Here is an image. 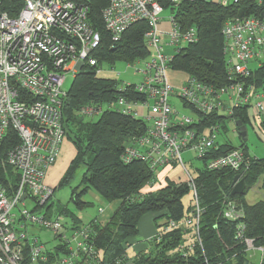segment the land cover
Instances as JSON below:
<instances>
[{
    "label": "built area",
    "instance_id": "obj_1",
    "mask_svg": "<svg viewBox=\"0 0 264 264\" xmlns=\"http://www.w3.org/2000/svg\"><path fill=\"white\" fill-rule=\"evenodd\" d=\"M17 1L22 8L16 16L0 9V173L4 178L0 180V264H104L91 224L79 227L49 212L55 188L46 184L48 171L67 139L63 125L67 75L75 78L89 66L100 73L102 65L95 55L102 47V36L88 21L89 0ZM169 1L177 8L197 0ZM233 3L238 0L220 1L223 6ZM165 12L168 17L163 16ZM101 16L112 47L132 26L147 23L144 39L149 56L127 63L138 82L114 79L118 82L116 99L102 106L87 104L79 115L93 119L112 109L143 120L144 132L128 141L122 161H140L155 175L169 166L183 171L185 181L177 184L190 188L192 205L180 221L163 219L160 230L147 238L145 249L149 252L154 240L164 234L183 231L184 240L172 254H181L182 264H188L196 249L202 248L204 209L183 153L194 152L203 169L211 172L229 170L243 178L249 170L244 149L234 147L220 153L223 122L218 118L232 119L236 108L250 105L264 124L263 94L244 83L252 75L250 62L264 60V21L244 17L225 23L226 86L213 87L185 75L177 87L170 75L179 72L171 64L184 47L197 42L196 29H180L174 11L165 9L160 0H109ZM165 20L168 30L161 28ZM177 102L191 113H182ZM13 133L19 139L16 145ZM29 202L34 203L31 210L27 209ZM243 215L235 201L224 203L222 216L237 224L236 238L245 244L250 264L253 252L260 254L259 264H263L264 248L244 236ZM29 228L39 235L49 232L57 241L55 246L48 248L40 236L32 237ZM130 246L135 247V242ZM133 259L124 254L105 264H134Z\"/></svg>",
    "mask_w": 264,
    "mask_h": 264
},
{
    "label": "trees",
    "instance_id": "obj_2",
    "mask_svg": "<svg viewBox=\"0 0 264 264\" xmlns=\"http://www.w3.org/2000/svg\"><path fill=\"white\" fill-rule=\"evenodd\" d=\"M1 1L0 9L11 16H16L22 8L21 1ZM160 1L165 9L174 11L180 29L186 31L194 28L198 35L197 42L184 47L175 56L171 64L173 71L183 72L213 87L226 86L229 78L224 55L223 27L234 18L255 17L264 21V0H238V3L228 6L197 0L185 2L177 8H173L169 0ZM108 3L109 0H89L88 21L102 36V47L95 55L99 64L131 63L147 58L149 50L144 39L148 30L147 23L132 26L117 45L111 46L110 35L104 28L101 16ZM97 70L90 66L82 68L74 78L65 100L63 125L67 139L76 149V156L60 180L59 187L70 184L76 172L84 168L80 186L72 192L71 204L79 209L89 206L81 197L90 189L107 202H120L108 222L102 224L98 219L91 222L92 237L96 240L97 249L103 254L105 264L127 254V248L140 233L141 219L146 216H152L156 224L163 219L182 220L188 210L184 207L183 198L190 193V188L173 181H167L160 188L157 184L156 187V175L148 166L140 161L129 164L122 161L128 141L144 132L146 123L143 120L123 116L112 109H106L97 121L86 120L78 114L87 104L102 106L116 99L118 82L99 78ZM244 83L255 86L264 97V62L252 71L251 77L245 79ZM250 107L246 105L236 108L231 120H240L247 125L250 121ZM226 119L229 117L218 118L223 123ZM18 143V136L13 133V145ZM233 148L227 143L222 145L220 153L226 154ZM244 151L250 162L249 170L244 175L247 183L244 195H232L233 181L237 174L229 170L211 172L203 169L195 178L199 203L204 209L200 222L202 248L196 249L188 264H250L245 244L236 238L237 224L222 216L226 201H235L243 210L241 221L246 228L244 236L252 239L255 246L264 248V199L253 205L246 200L249 190L264 174V160L253 158L246 149ZM0 180H4L2 172ZM262 188L264 190V186ZM48 210L54 211L55 215L50 214L53 217L64 216L74 225L81 226L67 207L52 201ZM184 237L183 231L175 230L156 238L149 252L145 248L137 252L134 264L184 263L181 254H172L179 248Z\"/></svg>",
    "mask_w": 264,
    "mask_h": 264
},
{
    "label": "rangeland",
    "instance_id": "obj_3",
    "mask_svg": "<svg viewBox=\"0 0 264 264\" xmlns=\"http://www.w3.org/2000/svg\"><path fill=\"white\" fill-rule=\"evenodd\" d=\"M209 2L213 3H220L222 0H208ZM164 17H168L169 13L165 12ZM264 62V60L262 61ZM260 65L258 61L250 62V67L252 70H255ZM100 73H97L99 78H109V79H117L121 81H127L136 83L139 81V78L135 76L132 72V69H128L127 63L125 62H118L114 65L109 63H103L100 68ZM119 73V74H118ZM179 74V73H177ZM175 74V75H177ZM174 78L178 77L174 75ZM172 78V77H171ZM177 80V79H176ZM74 83V78L72 75L68 74L64 89L69 91ZM264 101V98L262 99ZM176 106L182 113H189L188 109H185L180 102L176 103ZM191 113V112H190ZM79 114V113H78ZM249 116L250 121L247 123V138L245 141H242L237 128L235 127V122L233 120L226 119L224 123H222V134L220 136V140L223 143H228L235 148H242L246 149L253 158H257L258 160H264V124L262 120V116L255 113L254 109L250 107L249 109ZM86 120L89 121H97L99 117L95 118H88L85 117ZM69 141V139H66ZM244 146V147H242ZM183 158L185 162V167L189 172V175L196 178L201 170H203L202 162L196 159V154L194 152H186L183 153ZM180 170V169H179ZM184 170V169H183ZM182 171V170H181ZM183 172V171H182ZM185 172V170H184ZM84 174V168L79 169L74 179L70 184H65L59 187L57 185L54 188H58L53 197L52 201L56 202L59 206L67 207L71 210L72 214L79 220V223L82 225H89L95 219H100L101 223L104 224L109 218H111L112 214H114L115 210L119 207L120 202H107L106 200L102 199L93 189H90L85 195L81 197V200L88 203L89 206L79 209L73 204L70 203L72 192L76 187L80 186ZM173 174V173H171ZM264 174L261 175L259 180L252 186L246 196L247 203L250 205L256 204L257 202L261 201L264 198ZM193 194L190 191L189 194L185 195L183 198V203L185 209H188L192 205ZM34 207V203L29 202L27 205V209L31 210ZM103 209L104 212L100 214V210ZM163 220H159L156 224L152 219V216H146L145 218L141 219L139 224L140 233L138 237L135 238L134 242L136 244L135 247H128L127 248V256L131 259L134 258L137 252L140 249L147 247L146 240L150 236L143 235V229L145 227H150L153 233L155 234L160 230L159 227L163 223ZM144 225V226H143ZM159 226V227H158ZM29 233L32 237L40 236L43 242H46L48 248H52L56 244V240H53L52 235L47 231H42L41 235L33 228H29ZM144 236V237H143ZM189 237H187L188 239ZM255 253V257L251 260V264H259V257L260 254L258 252Z\"/></svg>",
    "mask_w": 264,
    "mask_h": 264
},
{
    "label": "crops",
    "instance_id": "obj_4",
    "mask_svg": "<svg viewBox=\"0 0 264 264\" xmlns=\"http://www.w3.org/2000/svg\"><path fill=\"white\" fill-rule=\"evenodd\" d=\"M161 28L168 30V29H170V25L165 20V21H163ZM172 75H174L176 77H178L177 75H179L178 78H174L173 76H171L172 77L171 81L173 82V84L175 86L178 87L184 81V78H185L184 76L186 74L183 72H179V74H177V75H175L173 73H172ZM221 143H222V145L226 144V143H223L222 141H221ZM75 156H76V149H75L74 145L70 141L66 140L64 142L62 148H61V152H60V155H59V158H58L56 164L48 171V174L46 177V184L49 186H52L53 188L56 187L57 185H59L60 180L63 178L64 174L68 170V168H69L71 162L74 160ZM251 157H253V156H251ZM171 173H173V174H171ZM156 178H157L156 187H157V184H159V188H160L162 184L166 185L167 181H173L175 183H177L178 181H185V174L181 170H179V168L169 166V167H165L163 170L159 171L158 174L156 175ZM109 219L106 222H108ZM97 221L101 222L99 218ZM139 230H140V228H139ZM154 234H155V232L153 233V231H152V229H150V227H148V228L145 227V229H143V235L144 236H148V235L152 236Z\"/></svg>",
    "mask_w": 264,
    "mask_h": 264
},
{
    "label": "water",
    "instance_id": "obj_5",
    "mask_svg": "<svg viewBox=\"0 0 264 264\" xmlns=\"http://www.w3.org/2000/svg\"><path fill=\"white\" fill-rule=\"evenodd\" d=\"M231 120V119H230ZM235 122V127L237 128V131L242 139V141H245L247 138V128L246 125L243 124L242 121L237 120ZM247 183L246 178H241L240 175H236L233 181V190L232 195H244L246 193ZM25 199V197H24Z\"/></svg>",
    "mask_w": 264,
    "mask_h": 264
}]
</instances>
